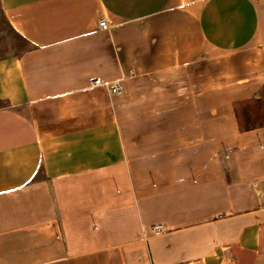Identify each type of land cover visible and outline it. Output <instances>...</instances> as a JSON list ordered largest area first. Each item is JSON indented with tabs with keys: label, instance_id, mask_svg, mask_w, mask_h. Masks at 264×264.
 <instances>
[{
	"label": "crops",
	"instance_id": "crops-1",
	"mask_svg": "<svg viewBox=\"0 0 264 264\" xmlns=\"http://www.w3.org/2000/svg\"><path fill=\"white\" fill-rule=\"evenodd\" d=\"M0 7V264H264V0Z\"/></svg>",
	"mask_w": 264,
	"mask_h": 264
},
{
	"label": "rangeland",
	"instance_id": "rangeland-1",
	"mask_svg": "<svg viewBox=\"0 0 264 264\" xmlns=\"http://www.w3.org/2000/svg\"><path fill=\"white\" fill-rule=\"evenodd\" d=\"M29 46V42L18 35L6 21L1 7H0V56L6 53H21L26 50ZM262 107L264 108V93L261 99ZM250 106L255 108L257 115H263V108L259 109L256 99L249 101ZM244 118V116H243ZM264 118V117H263Z\"/></svg>",
	"mask_w": 264,
	"mask_h": 264
},
{
	"label": "trees",
	"instance_id": "trees-1",
	"mask_svg": "<svg viewBox=\"0 0 264 264\" xmlns=\"http://www.w3.org/2000/svg\"><path fill=\"white\" fill-rule=\"evenodd\" d=\"M259 109H262V102L261 99H256ZM257 110L250 106L249 101L242 102L237 105L236 107V113L238 116V121L240 124V127L243 130H250L255 127L263 126L264 125V116L263 115H257ZM264 111V108L263 110ZM264 113V112H263ZM244 116V118H243Z\"/></svg>",
	"mask_w": 264,
	"mask_h": 264
},
{
	"label": "built area",
	"instance_id": "built-area-1",
	"mask_svg": "<svg viewBox=\"0 0 264 264\" xmlns=\"http://www.w3.org/2000/svg\"><path fill=\"white\" fill-rule=\"evenodd\" d=\"M99 24L104 29H107L108 28V24H107L106 20H104V19L100 20L99 21ZM94 82H95V84L103 85L107 89L111 90V92H113V93H120L121 92V90H120L119 87H117V86H111L108 82H102L100 79H96ZM162 229H163V226L161 224L155 225L153 227V230H154V232L156 234H160L161 231H162Z\"/></svg>",
	"mask_w": 264,
	"mask_h": 264
}]
</instances>
